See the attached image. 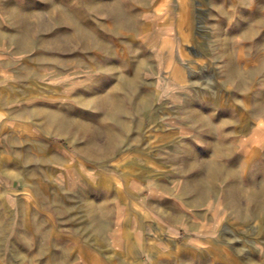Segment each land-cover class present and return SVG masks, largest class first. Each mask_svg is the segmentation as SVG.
Segmentation results:
<instances>
[{
    "label": "rangeland",
    "instance_id": "obj_1",
    "mask_svg": "<svg viewBox=\"0 0 264 264\" xmlns=\"http://www.w3.org/2000/svg\"><path fill=\"white\" fill-rule=\"evenodd\" d=\"M143 1L125 8L151 36L125 46L106 14L90 13L112 56L79 47L85 66L55 70L43 59L76 54L39 48L59 29L45 2L4 0L2 29L13 42L0 80L8 104L0 108V264H264V118L252 112L264 111V26L252 20L264 0ZM23 25L34 41L28 51L16 38ZM163 39L172 41L175 80L158 62L167 55L158 49ZM94 61L128 81L141 61L138 87L118 88ZM110 96L128 113L90 102ZM190 108L199 121L188 119ZM66 114L75 127L47 116ZM241 128L257 132L247 150L252 136Z\"/></svg>",
    "mask_w": 264,
    "mask_h": 264
},
{
    "label": "bare ground",
    "instance_id": "obj_2",
    "mask_svg": "<svg viewBox=\"0 0 264 264\" xmlns=\"http://www.w3.org/2000/svg\"><path fill=\"white\" fill-rule=\"evenodd\" d=\"M43 1L45 2L46 9L48 10L47 12L49 13V15L52 18V22H53L52 25L53 26L58 25L59 29H58L57 34L55 35V37L54 38L51 37L52 39L49 38L50 40L47 39L48 41L46 39L43 40V37H41L42 40L39 41V44H40L39 48L41 50H43V51H49L51 53H56V54L60 53V55L61 54H69L70 56H72V55L76 54L72 58H68V60L67 59L63 60L62 55H61V57H57V56L52 57V59L51 58H44L43 60L50 61L53 64L55 70L59 69V68H60V70H66L67 68H74L75 63L78 66H81V65L85 66V63H87V62L83 61L82 59H79V57L77 56L78 55L77 51L75 52V50L77 48H79V47L81 48L80 49L81 53L83 52L84 54H87V55L91 54L92 57H95L96 59H104L105 57L108 58V57L112 56V52H111L112 49L109 46L110 44L108 45V43H106V41H105L106 37L104 39L101 36V34L99 33L100 31L99 32L97 31V29H102L103 25L98 23V22L96 24H94L93 20H92L93 18L89 17L90 13L91 14H103V15L106 14L107 18H109L111 20V24H110L111 33H113L115 36H117V39H118V36H120V37L122 36L123 38L125 37L124 38V45L125 46H128L129 44L132 43L133 36H136V35H140V36L141 35L142 36H149L150 35L151 36V34L148 33V30H149L148 29L149 28L148 25L149 24L147 25V24L143 23V25L142 24L140 25L138 23L137 14H139V13L136 14L135 12H132L130 9L125 8V6H127V3L133 4L135 2L136 3L140 2L142 4H145V1H143V0H139V1L138 0H114V2L110 3L109 5H107L109 1L107 3H105L102 0H94L92 2L79 0L75 4H72L71 0H60L61 4L64 3L62 5L66 6L65 8H63V6H60L61 4L58 6V4L56 3V0H43ZM252 1H254V0H252ZM252 4H253V2H252ZM257 13H258V11H257ZM257 13L253 15L252 20H254L256 24H258L261 27H263L264 26L263 25V22H264V8L262 9L261 14L260 13L257 14ZM36 16H38V18H40V17L42 18L41 15H36ZM223 16L225 17V14ZM29 17L30 16L23 15V16H21L19 18L22 20L23 24H25V23H27ZM147 18H148V16L145 15V19H147ZM91 23L94 26H92ZM27 25H23L24 31H22L21 34H18L17 36L15 35L16 38L18 39V47L20 49H22V50L23 49H25V50L29 49L30 47H32V44L34 42L30 38V31L27 28ZM63 27L65 29H69V32H64L63 31ZM103 30H104V28H103ZM73 44H76V46L74 47ZM159 46H157V48L159 47L158 48L159 51L161 49L162 52L163 53H167V55L163 56L162 58L159 56L160 60L158 61L157 60L158 59L157 56L159 55V51L156 50V48H153L152 46H150L149 48L153 49V50H151L152 51L151 52V57L154 58L156 61H158L161 66L163 65L162 66L163 68H166V69L168 68L170 70V77L175 80V76L178 74V71H179V66H177L171 59V55H172V51H171L172 50V41L163 39V42ZM168 46H169V48H168ZM139 47H141V46H139ZM164 48H167L166 51H163ZM57 58H61V60H58ZM122 60H126V59H122ZM58 61H60L59 64L57 63ZM161 62H163V63H161ZM102 64H103V62H102ZM134 64H135L134 74H133L134 76H133L132 79H130L128 81V78L124 77L123 75H121L117 71L118 68H116L115 65H112V64L101 65V64H98L96 61H94V66L96 68H98L100 71L111 72L112 76H115L116 80H118V83L116 85L118 88L119 87H121V88L125 87V88L131 89V90H135L138 87V85H139L138 84V80L140 79V71L142 69L141 61L135 62ZM91 66H93V65H91ZM163 82L164 83H169L170 81L169 80H166V81L163 80ZM176 82H178V81H176ZM245 83H246V81H242L241 85L242 86H246ZM126 99L128 101L132 100L131 96H128V95H127ZM90 102H94L95 104H97V106L99 108H102L104 111H107L108 113H109V111H115L116 113L119 112V113H122V114L128 113L127 109L124 107L123 103H121V101H119L114 96H110L108 98L105 97L104 99L103 98L102 99H100V98H92ZM194 110H195V108L191 109L190 114H188V119L191 122H196L197 120L198 121L200 120L199 115L193 112ZM252 112L253 113H257L261 117L264 118V111L260 108V106L253 108ZM47 116H50L53 120H58L59 119V120H62V121H65V120H67L69 118L68 120L70 121L69 123L71 124V126L75 125L74 124L75 121H72L70 116L67 115V114L66 115H60L58 117H55L56 115H47ZM210 118H212V117H210ZM211 130L212 129L208 130V132H211ZM241 130L242 131H240V132L245 133V134H248V132H249L248 128H241ZM236 131H237V129H236ZM58 132H59L60 136H62V137L65 136V130H64V128L62 126H59ZM107 133L110 136L113 135L112 133H110V131H107ZM116 133H118V132H116ZM256 133L257 132H254V133L253 132L252 133L249 132V134H251L252 138L247 140V141H245L246 143L243 146L245 147L246 150L248 148L247 146H249L248 142H251V140H253V137L255 136L254 134H256ZM118 135L119 134H117V136ZM108 139H110V138L108 137ZM112 140H111V143H112ZM216 149H217V151L219 153V152H221L222 148H220L218 146V148H216ZM107 151H109V150H107ZM102 154H104V153H102ZM213 167H214V165L211 166V168H213ZM228 173H229L230 178H232L233 174L230 175L231 173L229 171H228ZM248 197L253 199L254 194H253L252 191H249ZM199 199H200L199 201H202V200L206 201L207 198L203 197L201 195V197ZM245 199H246V197H245Z\"/></svg>",
    "mask_w": 264,
    "mask_h": 264
},
{
    "label": "crops",
    "instance_id": "obj_3",
    "mask_svg": "<svg viewBox=\"0 0 264 264\" xmlns=\"http://www.w3.org/2000/svg\"><path fill=\"white\" fill-rule=\"evenodd\" d=\"M0 11H3V12L7 11V4L4 2V0H0ZM9 17H10V19H12L11 15H9ZM7 18H8V15H7ZM0 23H1L0 24V80H6V77L8 75L9 61L12 60L11 59L12 58L11 57L12 54L10 52H8V51H9V48L11 47V45H12V42H13V40H12L13 39V37H12L13 35H8L6 33V30L2 29V28H5V26L2 23L1 19H0ZM8 37H10V40H8ZM6 106H8V104L5 102V99L0 100V108H4ZM214 157H215V155H214ZM212 159H210V160H212ZM219 163H221V157L219 158ZM229 172L231 173L230 175H232L234 173L232 171V169L229 170ZM221 174L222 173H218L216 175L215 179L216 180L221 179V176H222ZM226 176L229 177L228 176V172L226 173ZM233 177H234V174H233L232 178ZM232 178L229 177V179H232ZM134 188H136V189H134V191L137 192V193L143 191L142 189H140L141 187H138V184H136ZM214 188H215V186L213 187V189ZM210 193H211V191H210ZM214 193H213V196L216 198V195ZM203 194H205V193H203ZM203 194H201V195H203ZM201 195L199 196V198L201 197ZM199 198L197 199L198 202H200V203L201 202H203V203L207 202V201H203V200L199 201L200 200Z\"/></svg>",
    "mask_w": 264,
    "mask_h": 264
}]
</instances>
